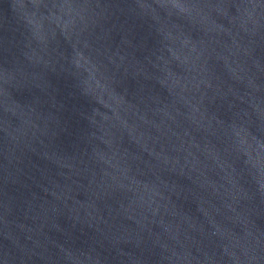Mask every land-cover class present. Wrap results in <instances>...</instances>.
Listing matches in <instances>:
<instances>
[{"label":"water","instance_id":"obj_1","mask_svg":"<svg viewBox=\"0 0 264 264\" xmlns=\"http://www.w3.org/2000/svg\"><path fill=\"white\" fill-rule=\"evenodd\" d=\"M0 264H264V0H0Z\"/></svg>","mask_w":264,"mask_h":264}]
</instances>
